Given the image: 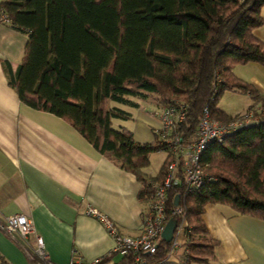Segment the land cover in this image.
Returning a JSON list of instances; mask_svg holds the SVG:
<instances>
[{
  "label": "trees",
  "instance_id": "1",
  "mask_svg": "<svg viewBox=\"0 0 264 264\" xmlns=\"http://www.w3.org/2000/svg\"><path fill=\"white\" fill-rule=\"evenodd\" d=\"M263 5L264 0H0L11 23L29 32L25 57L9 83L23 101L65 118L97 150L134 172L143 182L141 196L164 179L172 156L157 175L145 172L150 153L165 145L158 138L138 142L128 127L115 128L113 119L130 113L112 101L129 103L132 95L153 92L159 102L186 104L178 131L191 138L205 106L222 120L240 113L219 107L225 91L252 98L248 109L262 120L207 145L203 161L210 178L189 189L179 175L180 183L170 189L168 216L177 193L185 208L184 260L169 261L173 241L162 238L156 253L144 254L147 264L215 260L219 240L203 218L208 203L264 218V93L234 71L240 63H264V40L254 33L264 23ZM181 222L178 216L177 228ZM130 260L123 255L117 264ZM0 264H10L1 253Z\"/></svg>",
  "mask_w": 264,
  "mask_h": 264
},
{
  "label": "crops",
  "instance_id": "2",
  "mask_svg": "<svg viewBox=\"0 0 264 264\" xmlns=\"http://www.w3.org/2000/svg\"><path fill=\"white\" fill-rule=\"evenodd\" d=\"M261 15L264 18V5ZM254 33L264 40V23ZM28 40L27 30L11 22H0V222L15 213L31 217L36 230L45 238L48 254L59 264H69L74 257L93 264L123 262V254L115 250V238L105 221L86 210L96 207L120 233L138 236L150 211L149 197L141 196L143 182L134 172L97 150L65 118L35 108L20 98L9 83V74L23 62ZM234 71L264 93V63H240ZM136 96L158 105L159 110L152 111V116H142L146 124L152 122L153 135L146 139L138 137L128 124L134 114L127 106L137 104L133 96L129 103L112 101V105L130 113L128 118H114L113 126L128 127L138 142L154 141L159 137V101L153 92ZM219 107L227 111L220 101ZM238 112L243 111L228 113ZM167 157L165 148L152 151L144 171L157 175ZM203 218L210 234L219 240L217 258L207 264H264V218L212 202L206 205ZM29 240L33 246L34 238ZM180 240L176 250L169 254V261L184 260L186 233L180 235ZM0 253L10 264H36L1 227Z\"/></svg>",
  "mask_w": 264,
  "mask_h": 264
},
{
  "label": "built area",
  "instance_id": "3",
  "mask_svg": "<svg viewBox=\"0 0 264 264\" xmlns=\"http://www.w3.org/2000/svg\"><path fill=\"white\" fill-rule=\"evenodd\" d=\"M0 22H11L9 14L0 8ZM220 79L215 80L214 92L218 91ZM159 126L156 128L158 139L165 145L168 154L172 156L167 166L165 177L162 181L152 184V191L147 193L150 199V211L144 218L142 232L138 236L122 234L114 223L102 214L96 207H88L86 212L103 219L115 238V250L123 255L131 257L129 264H147L144 254L156 253L163 238V229L170 218L167 214L170 189L180 183L182 175L183 183L189 189L201 186L208 178L205 171L203 155L207 145L212 141L221 142L227 136L239 129L257 124L262 117L256 115L254 108L240 112L228 120L214 117L210 106H205L198 128L194 137L188 138L178 131V126L185 120L187 105L179 101L163 103L159 102ZM261 105H256L260 110ZM181 199V195H180ZM179 199V201H180ZM173 215L182 222L178 226L172 239L173 249L180 244V235L185 234V208L179 202L172 208ZM1 229L13 240L19 242L25 249L29 260L36 264H59L48 254L44 236L36 230L34 221L24 213L8 215L0 222ZM33 237L35 244L30 246L29 238ZM79 257H74L69 264H93Z\"/></svg>",
  "mask_w": 264,
  "mask_h": 264
},
{
  "label": "rangeland",
  "instance_id": "4",
  "mask_svg": "<svg viewBox=\"0 0 264 264\" xmlns=\"http://www.w3.org/2000/svg\"><path fill=\"white\" fill-rule=\"evenodd\" d=\"M133 99L136 101V105H128L127 108L133 112L134 118L128 124L131 127H134L135 132L138 137H142L144 139L150 138L153 135L151 130V123L147 124L143 121L142 116L145 117L144 114L151 115L152 111H158L157 103L153 102L149 99H144L141 96L132 95ZM131 96V97H132ZM252 103V98L242 91H232L227 90L224 92L220 99V104L224 106V108L228 112H234L235 110L244 111L247 110L249 105ZM138 108V109H137ZM239 113V112H238ZM152 116V115H151ZM157 125L156 127H158ZM176 248L173 249V252Z\"/></svg>",
  "mask_w": 264,
  "mask_h": 264
},
{
  "label": "water",
  "instance_id": "5",
  "mask_svg": "<svg viewBox=\"0 0 264 264\" xmlns=\"http://www.w3.org/2000/svg\"><path fill=\"white\" fill-rule=\"evenodd\" d=\"M180 193L175 195V203H179ZM178 225V219L175 216H171L165 224L163 229V238L167 241H171L175 236V231Z\"/></svg>",
  "mask_w": 264,
  "mask_h": 264
}]
</instances>
